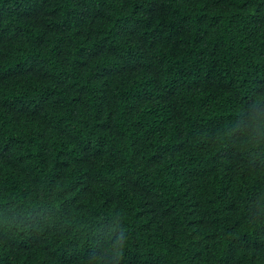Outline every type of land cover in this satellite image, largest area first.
I'll use <instances>...</instances> for the list:
<instances>
[{
  "label": "trees",
  "instance_id": "16d2710c",
  "mask_svg": "<svg viewBox=\"0 0 264 264\" xmlns=\"http://www.w3.org/2000/svg\"><path fill=\"white\" fill-rule=\"evenodd\" d=\"M0 264H264V0H0Z\"/></svg>",
  "mask_w": 264,
  "mask_h": 264
}]
</instances>
